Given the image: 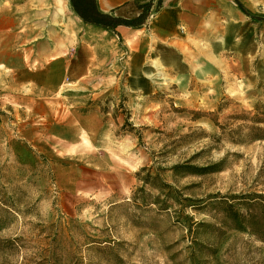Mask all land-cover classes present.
<instances>
[{
  "label": "rangeland",
  "instance_id": "374dc122",
  "mask_svg": "<svg viewBox=\"0 0 264 264\" xmlns=\"http://www.w3.org/2000/svg\"><path fill=\"white\" fill-rule=\"evenodd\" d=\"M241 1L264 16V0ZM251 15L240 46L224 30L221 46L195 45L193 79L155 63L157 83L145 94L125 85L121 35L92 36L114 67L112 83L120 77L102 104L119 121L108 116L101 134L64 128L73 145L57 143L53 123L87 109L78 99L89 90L69 84L61 101H34L29 88L0 77V264H264V241L235 228L219 203L264 193V140L233 141L249 131L256 106L264 110V21ZM186 161L221 168L175 175ZM149 172L171 188L146 184Z\"/></svg>",
  "mask_w": 264,
  "mask_h": 264
},
{
  "label": "crops",
  "instance_id": "0c3cea01",
  "mask_svg": "<svg viewBox=\"0 0 264 264\" xmlns=\"http://www.w3.org/2000/svg\"><path fill=\"white\" fill-rule=\"evenodd\" d=\"M82 1L0 0V77L11 78L19 91L29 88L34 101H61L57 96L69 84L89 90L78 99L90 102L87 109H75L69 115V123H53L51 133L60 140L58 144L68 141L65 129L72 135L79 129L101 134L110 124L108 116L115 113L102 108V104L118 91L120 77L112 83L114 67L106 64L101 56V42L90 40L92 36L101 39L103 34L121 35L127 54L125 85L145 94L148 87L157 83L153 76L160 68L155 63H160L162 70L172 77L193 79L195 45L201 46L202 52H207L204 47L208 41L221 46L218 39L224 30V38L230 39L232 47L240 46V24L251 15L235 0H94L102 13L130 23L103 27L84 20L79 9L86 11L87 5ZM92 3L89 0V5ZM251 16L263 22L257 18L263 15ZM85 25L90 28L89 32L81 31ZM73 32L78 36L74 37ZM242 37L244 45V34ZM117 101V106L126 103V100ZM115 115L113 118L119 121Z\"/></svg>",
  "mask_w": 264,
  "mask_h": 264
},
{
  "label": "trees",
  "instance_id": "16d2710c",
  "mask_svg": "<svg viewBox=\"0 0 264 264\" xmlns=\"http://www.w3.org/2000/svg\"><path fill=\"white\" fill-rule=\"evenodd\" d=\"M89 5V0H83L82 2L87 5L86 11L79 9V12L83 16L87 23L96 24L103 27H115L119 24H130L129 21L123 20L121 18L112 16L110 14H105L96 8L95 1ZM239 7L247 14H249L246 7L239 1L235 0ZM259 20L264 21V16L257 17ZM142 17L137 19L138 24L141 23ZM136 21V20H135ZM248 118V117H247ZM252 125L249 126V131H239L237 137H234V142L245 143L256 140H264V110H260V106H256V113L251 117ZM221 162L210 165L207 167H198L191 165L189 161L184 163H178L172 168L175 175L179 174H207L209 172L219 171L221 167ZM147 170L142 167V171ZM143 181L146 184H151L152 186L158 188L160 192L164 188H171V185L164 183L161 179L160 173L152 175L149 172ZM140 191L145 192V188L141 187ZM232 202L223 201L219 202L221 207L224 208L226 215L231 219L233 226L239 230H244L256 234L264 241V193H246L241 195L232 196ZM159 196L157 200H159ZM157 204H162L163 201L155 202ZM165 208V207H162Z\"/></svg>",
  "mask_w": 264,
  "mask_h": 264
}]
</instances>
